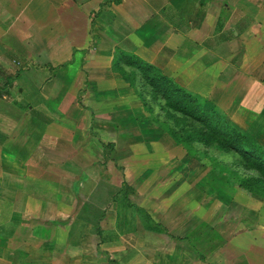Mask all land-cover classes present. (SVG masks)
Segmentation results:
<instances>
[{
  "label": "crops",
  "instance_id": "crops-1",
  "mask_svg": "<svg viewBox=\"0 0 264 264\" xmlns=\"http://www.w3.org/2000/svg\"><path fill=\"white\" fill-rule=\"evenodd\" d=\"M128 55L264 148V0H0V264H264L258 171L167 135Z\"/></svg>",
  "mask_w": 264,
  "mask_h": 264
},
{
  "label": "trees",
  "instance_id": "trees-1",
  "mask_svg": "<svg viewBox=\"0 0 264 264\" xmlns=\"http://www.w3.org/2000/svg\"><path fill=\"white\" fill-rule=\"evenodd\" d=\"M125 62L138 67L152 87L154 95H160L164 99L167 116L171 119V122L162 123L167 135L182 144L184 150L191 155L196 152L191 146L194 142L206 148L212 147L216 151L233 153L243 162L244 167L259 173V176L241 177L240 187L264 198V148L256 142L252 134L243 131L214 108L204 106L202 102L177 87L169 77L151 65L142 63L137 56L128 55ZM172 124H176L180 130ZM194 124L196 127H188Z\"/></svg>",
  "mask_w": 264,
  "mask_h": 264
},
{
  "label": "rangeland",
  "instance_id": "rangeland-1",
  "mask_svg": "<svg viewBox=\"0 0 264 264\" xmlns=\"http://www.w3.org/2000/svg\"><path fill=\"white\" fill-rule=\"evenodd\" d=\"M156 104H157V102H155ZM162 110V109H161ZM151 119L153 120V121H158V122H160L161 124L163 123V122H171V119L166 115V113L162 110V112H160V113H157V112H155V114L154 113H152L151 114ZM165 120V121H164ZM172 125H175V124H172ZM175 127V126H174ZM178 130H180V128L178 127ZM210 151H204L203 149L202 150H199V152L197 153V155H196V157H198L200 160H202V162L203 163H205L206 162V160H203L202 158H204V154L207 152L208 153V156H212V157H214L215 159H219V158H221L222 160H228L229 158H230V162H234L233 160V158L232 157H230L229 156V158H227V156L228 155H226V154H224L223 153V151H216V150H214V149H209ZM210 154V155H209ZM189 156V155H188ZM201 167H203L204 166V164H201L200 165ZM232 166H234V167H237V165H236V163L234 162V163H232V165H231V167ZM219 167V166H218ZM239 168H240V166H239ZM238 170H241V168L240 169H238ZM235 170H230L229 171V174L230 175H232V173L231 172H234ZM233 176V175H232ZM216 183L218 182V181H215Z\"/></svg>",
  "mask_w": 264,
  "mask_h": 264
}]
</instances>
